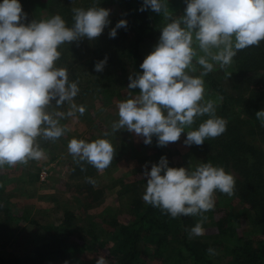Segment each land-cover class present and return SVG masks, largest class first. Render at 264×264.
Here are the masks:
<instances>
[{
    "label": "clouds",
    "instance_id": "clouds-1",
    "mask_svg": "<svg viewBox=\"0 0 264 264\" xmlns=\"http://www.w3.org/2000/svg\"><path fill=\"white\" fill-rule=\"evenodd\" d=\"M185 3L184 14L176 17L168 0H143L140 11L150 8L162 14L161 35L140 65L142 73L129 76V90L138 88L139 94L130 91L129 98L119 102L118 120L105 137L127 130L143 137L146 145L155 136L157 145L163 147L179 141L186 132L184 144L200 146L226 132L227 121L216 114L217 102L205 98L204 77L215 65L227 69L239 51L264 41V0ZM72 13L71 25L60 14L28 22L20 0L0 3V168L45 159L38 138L55 142L69 131L60 120L86 111L74 102L80 91L78 81H70L68 70L56 66L61 58L58 49L65 43L100 37L111 23L110 10L94 2L87 9L74 7ZM126 27L127 21L120 20L109 37L115 38L117 29ZM106 63L107 57L98 61L95 71H103ZM198 66L199 75H194ZM65 103L69 106L66 114L57 110ZM204 116L208 118L193 128ZM256 118L264 126V110L258 111ZM68 152L82 172L88 164L102 173L115 156L107 138L87 142L74 137L68 142ZM144 169L145 204L173 219L199 217L186 229L189 239L205 234V213L215 208L217 192L228 197L235 194V175L210 161L195 168L170 167L164 156L150 171L147 164ZM85 179L95 186L94 178ZM207 252L218 254L211 247ZM96 264H108V260L100 256Z\"/></svg>",
    "mask_w": 264,
    "mask_h": 264
},
{
    "label": "rangeland",
    "instance_id": "rangeland-1",
    "mask_svg": "<svg viewBox=\"0 0 264 264\" xmlns=\"http://www.w3.org/2000/svg\"><path fill=\"white\" fill-rule=\"evenodd\" d=\"M24 1L27 2V5L22 0L21 4L24 12L27 13L28 11V20L30 21L34 19H48L58 14L56 13L55 6L59 4L67 5L71 11L74 7L88 8L85 7L84 0ZM101 2L102 4H99L100 7L110 10L109 20L113 23L122 12L119 1L101 0ZM168 6L173 12V15L179 17L184 14L186 3L185 0H168ZM150 13L154 23L157 26H163L164 20L162 14H158L152 10ZM110 25L111 23L97 39L90 41L87 38H83L81 40L82 44H87L86 49L88 51L83 52L84 55H87L85 57L95 52L97 43L109 31ZM159 38L146 42L142 46L143 59L154 50V47L159 42ZM76 43H65L61 47L64 50H68L69 48L74 49L77 48ZM131 44L132 39L127 38L125 45L130 46ZM101 48L103 50L106 47ZM112 50L115 53L116 49L112 48ZM77 59L73 55V52L70 51L67 57H64L63 60L59 59L56 62V66L58 65V67H64L68 70L70 81H78L80 91L74 98V102L77 105H83L86 109L85 113L80 115L77 112L75 116L69 117L66 115L64 119H61L60 123L67 125L69 131L55 142L38 138L41 148L46 153L45 159L29 161L27 165L17 164L14 167L5 165L3 168H0V264H6L8 261L13 260L20 261L19 264L22 261L27 262V260L34 256L33 252L36 248L49 238V233L43 229V226H59L65 219V213L67 211L72 212L74 215L73 225L68 229V244L70 247L74 246L77 251V253H74V257L79 256L84 260H91L95 256V251L93 250L99 249L101 250L98 256H104L108 253L107 249L99 248V242L109 240L112 235L111 233L106 234L102 232V229H105V231L107 229L106 222L118 220L121 224H124L132 219L130 218L129 220L123 214L134 215V210L131 205L129 206V211L125 210L123 214L120 211L121 214H119L113 208L112 201H101L105 203L100 202L97 205L87 201L88 195L85 192L87 182L81 180L80 174L79 176L78 174L73 176V168L79 165L73 161L72 156L68 152V142L74 137L84 139L87 142H92L98 138H107L110 140L115 149V156L112 163L114 160L119 161L116 171H111V169L107 168L100 173L93 166L87 165L89 166L88 168H91L89 172L92 173V178L96 181L92 190H101L103 193L105 192L107 197H109V193L114 194L115 191H111L113 182L121 178L122 175L130 174L132 171L130 170V165H138L142 161L143 155L154 154L155 152V136L153 137L152 143L146 145L143 142V137H138L127 130H120L114 135L107 137L103 135L105 132L110 133L111 124L118 120L117 105L119 102L128 99L130 91L132 95L139 94L140 90L138 88L129 90V76H135V74L142 72L129 64H123L124 59H118L117 56H114L110 60L112 68L109 71L107 68H104L103 71L94 74L87 69L86 62L88 58L80 62ZM234 65V59L231 66L227 69H220L219 65H215L214 71H212L213 75L219 78L224 76L226 79V72L229 73V68ZM71 67L77 68L72 69ZM199 71L198 66V71L194 75H199ZM260 79L261 75L251 80L250 88L257 86V82ZM107 85L108 87L105 89ZM219 97L220 95L215 93L207 85V81H205V98L213 99L217 102V111H219V107L222 104V99H218ZM57 110L66 114L69 111V106L65 103L62 108ZM207 118V116L198 118L193 128ZM185 138L186 132L182 133L179 141L163 147L165 149H172L176 153L174 161L175 163H179L180 167L195 168L198 164L205 163L203 155L200 153L205 148L201 145L186 146L184 144ZM139 144L145 145V147L142 146V150L145 153L141 155L142 158H138V153H135L134 150L131 151V147L134 149L133 146ZM256 145L259 147L263 146L259 141ZM199 155L202 156V159H200ZM132 158V162H127L128 159L132 160ZM146 183L135 185L137 186V190H129L130 195H134L135 197L137 194L142 199ZM132 200L133 198H128L127 203H131ZM123 202L126 203V200L122 199L121 203ZM225 204H227L226 207H221L222 205L225 206ZM245 208L238 201L228 204L226 201H223L221 196L216 194L214 208L216 219L222 218L225 213H230L232 225L237 232L236 235L242 236L243 238L251 237L255 246H258V241L263 236L251 233L252 227L250 226V222L242 213ZM204 229L205 234L203 236L218 233L215 227L208 226ZM111 231H113L112 228ZM90 232L95 236L98 233V241L92 237L93 235ZM218 257L219 259L216 261L219 264H227L231 260V256L229 257L227 252L220 251ZM149 258L150 256L146 255V260H149V264H152ZM65 262L60 261L56 263L65 264Z\"/></svg>",
    "mask_w": 264,
    "mask_h": 264
},
{
    "label": "trees",
    "instance_id": "trees-1",
    "mask_svg": "<svg viewBox=\"0 0 264 264\" xmlns=\"http://www.w3.org/2000/svg\"><path fill=\"white\" fill-rule=\"evenodd\" d=\"M22 1L27 5V2ZM118 1L122 12L113 23L111 22L109 31L97 43L95 52L85 57L87 55L83 52L88 51L87 44H82L80 40L76 43L77 48L58 49L61 51V60L72 51L78 62L88 58L87 69L95 74L97 73L95 64L98 61L107 57L104 68L109 71L112 68L111 58L117 56L118 59L125 60L123 64H129L142 72L140 68L144 61L142 46L160 37L162 26L154 23L150 8L140 11L143 0ZM2 2L0 0V3ZM94 2L102 4L101 0H84V5L90 7ZM55 9L69 25L72 24L73 13L67 5H56ZM122 19L127 21V27L117 29L116 37L110 38L109 32ZM127 38L132 39L130 46L125 45ZM101 47L106 48L102 50ZM112 48L116 49L115 53ZM234 61L235 65L229 68L231 75L226 79L224 76L219 78L213 75V72L204 77L207 85L222 97V104L216 114L227 121V130L217 138L205 140L201 145L205 150H201L200 153L205 163L210 161L214 166H223L235 175V194L232 197L219 192L216 194L228 204L238 201L240 205L246 207L242 213L250 222L251 233L263 236L258 241L259 245L255 246L251 237L243 238L236 235L230 213H225L222 218L216 219L215 209L205 213L208 219L203 227H215L218 233L189 239L186 229L193 227L199 217L181 216L173 219L160 209L145 204L136 194L135 197L131 195L133 200L130 203L134 210L133 219L124 224L119 223L118 220H111L106 222V231L102 229L103 233L112 234L109 240L99 242V248L107 249L108 253L104 256L108 264H148L146 255L152 248L160 253L163 264H219L216 260L219 259L220 251L227 252L228 256H231L227 264L264 263V126L256 118V113L264 110V41L258 47L252 46L239 51ZM259 75L261 79L257 82V86L250 88L251 80ZM107 87L108 85L105 89ZM198 126L195 125V128ZM154 141H156L153 155L155 159L160 161L161 157L166 156L170 167H180V164L174 161L176 153L172 149L158 146L157 138H154ZM258 141L263 144L262 147L256 145ZM199 156L202 159V156ZM84 167L87 170L83 172L80 166L74 167L73 176L80 174L81 180L85 181L86 177H92V173L89 172L91 168H88L87 164ZM133 188L137 190L135 185L131 187ZM92 189L93 185L87 183L85 192L89 202L97 203L103 191ZM226 206L227 204L221 207ZM73 220V213L67 211L65 219L59 226H43V229L49 233L48 240L36 248L32 258L27 262L22 261L21 264H57L56 262L60 261H67L68 264H96L101 250L99 248V250L92 249L95 251V256L91 260L74 257V253H77L76 248L68 244V229L72 227ZM90 233L98 241V233L97 236ZM210 247L216 249L218 254L210 256L207 252ZM19 262L13 260L6 264H19Z\"/></svg>",
    "mask_w": 264,
    "mask_h": 264
},
{
    "label": "crops",
    "instance_id": "crops-1",
    "mask_svg": "<svg viewBox=\"0 0 264 264\" xmlns=\"http://www.w3.org/2000/svg\"><path fill=\"white\" fill-rule=\"evenodd\" d=\"M142 146L145 147L144 144L143 145H141V144L134 145L133 146L134 149H132V147H131V151L134 150L135 153H138V155H137L138 158H142L141 155L145 154L144 151L142 150V148H143ZM134 152H133V155H134ZM133 155H131V156L134 158ZM145 155H143L142 161H140V163H138V165L137 164H131L130 165V167H131L130 170H132L130 174L122 175L121 178H119L118 180L113 182L111 191H115L114 194L109 193V197H107L105 195V192H104L101 195L100 199L97 201V203L92 202V201L90 203L97 205L101 201H105V202L106 201H112V204L114 205L113 208H115L117 210V213L123 214V212L125 210L129 211L130 210V207H129L130 203H127L128 198H131L129 190H131V187L134 185L144 184L147 182V178L143 176V173L145 171L144 165L147 164L148 165V171H150L151 165L153 163H159V161H157L155 159V157L153 156L154 154H147L146 155L147 157ZM133 158H132V160L128 159L127 162H132ZM118 163H119L118 160H114V162L108 168L111 169V171H116V169L118 168ZM136 166H138V167L136 168ZM138 175H139V177H138ZM122 199H125L126 203L125 202L121 203ZM87 201H89V197H87ZM105 202H101V203L104 204ZM125 204H127L128 207L125 206ZM120 211H121V213H120ZM123 215H126L129 220H130V218L133 219V217H134V215L133 216H130L127 214H123ZM172 246H174V245H172ZM147 256H150L149 259H150L152 264H163L161 257H160V253L158 251H155V249L152 248L150 251H148ZM147 263L149 264V260H147Z\"/></svg>",
    "mask_w": 264,
    "mask_h": 264
}]
</instances>
